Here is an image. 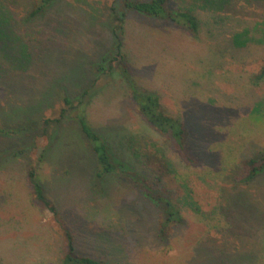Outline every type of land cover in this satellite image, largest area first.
<instances>
[{
	"label": "rangeland",
	"instance_id": "1",
	"mask_svg": "<svg viewBox=\"0 0 264 264\" xmlns=\"http://www.w3.org/2000/svg\"><path fill=\"white\" fill-rule=\"evenodd\" d=\"M35 1L0 0V264H63L65 229L75 254L105 264H264V174L242 180V160L264 150V80L253 83L264 65V0H228L214 15L195 0H168L169 10L199 18L197 34L125 11L122 0H54L29 17ZM244 29L254 40L229 46L232 31ZM134 88L157 93L185 124L195 163L143 119ZM76 96L121 163L117 172L96 176L76 110L44 123ZM133 143L169 164L166 190ZM31 169L56 217L34 198ZM136 171L178 201L185 222L169 223L164 238L162 209L129 177ZM184 187L203 214L183 204Z\"/></svg>",
	"mask_w": 264,
	"mask_h": 264
},
{
	"label": "trees",
	"instance_id": "2",
	"mask_svg": "<svg viewBox=\"0 0 264 264\" xmlns=\"http://www.w3.org/2000/svg\"><path fill=\"white\" fill-rule=\"evenodd\" d=\"M54 0H36L32 3V7L29 9L28 16H43L47 9L48 5ZM200 2V8L210 11L213 13L226 12L229 9H226L223 3H226L228 0H195ZM125 11H136L144 15L152 16L155 18L164 19L171 22L177 27L183 28L190 32L191 34H197L200 30V20L190 9H178L175 11L169 10L167 7L168 0H122ZM113 9V8H112ZM114 11V10H113ZM220 16V15H219ZM227 16V15H226ZM125 17V12L122 13L121 17L115 15L117 22L122 23ZM222 16H220L221 18ZM264 23V22H263ZM261 34H263L264 41V24L257 26ZM254 29V28H253ZM117 31V29H115ZM114 31V32H115ZM214 31V30H213ZM250 30L244 29L243 31H232L230 37V42L228 45L233 46H245L249 45V42L253 41L254 38L249 35ZM253 31L256 32L254 29ZM212 33L211 31H209ZM248 35L246 36V33ZM116 34V33H115ZM122 42L117 38L116 43V54L117 56L113 57V60H119L118 56L121 55ZM235 50V49H234ZM110 67V66H109ZM97 77L93 79L95 82ZM127 79V78H126ZM253 81L254 85H258L261 81L264 80V65L261 67L260 71L255 74ZM86 93L83 92V94ZM82 96V95H81ZM84 96V95H83ZM131 98L136 104L138 112L141 114L143 119L153 126L157 131L162 134L167 135L171 138L172 142L178 149V152L182 159L187 163H195L196 159L193 157L186 149L185 144V135L186 127L185 124L178 118L173 115L167 114L161 106L160 96L151 91H140L137 88L131 90ZM78 99V100H77ZM76 102L73 103V99L69 97H64L63 102L64 106L60 109V112L57 117L52 119H45L44 123H59L62 118L67 114V110L74 109V119L78 122L79 128L82 134L88 139V142L91 143L93 156L95 157L97 170L96 176L101 178L103 175L117 172L121 163L113 159L112 149L103 141V139L94 132V130L89 126L86 121L83 111H78V107L82 104L81 97L76 96ZM130 151L134 156H137L139 161L142 164V168L149 172L153 177L154 185L157 186L161 191L166 190L163 188L164 178L170 174L171 170L168 163H165L163 159L155 154L140 150L139 147L131 145L129 147ZM242 164L245 168V174L242 177L244 181H250L255 178L257 175L264 174V150H259L249 156L246 159L242 160ZM139 171L134 172L133 175H129L133 179L135 184L144 189L146 195L155 200L156 204H159L162 209V220L159 222V232L158 235L164 238L165 229L169 223L182 224L184 223V218L182 217L180 206L177 205L178 201H173L171 196V191H166L168 195H161V193H155L150 185H147V178L140 177L137 175ZM30 179V184L32 187V193L34 198L37 199L41 204L47 208L55 217L57 216V211L55 205L46 198L44 192L42 191L41 185L34 178V172L31 169L28 172ZM154 185H152L154 187ZM157 190V189H156ZM182 196V202L187 206L192 213L203 214L199 205L194 200L191 191L184 187V192ZM64 236L66 238V251L63 258V264H105L102 260L93 259L88 256H81L75 254L73 246V237L71 233L65 229Z\"/></svg>",
	"mask_w": 264,
	"mask_h": 264
}]
</instances>
